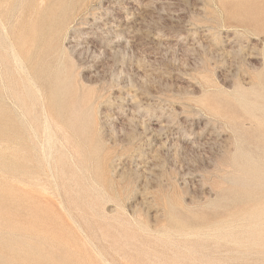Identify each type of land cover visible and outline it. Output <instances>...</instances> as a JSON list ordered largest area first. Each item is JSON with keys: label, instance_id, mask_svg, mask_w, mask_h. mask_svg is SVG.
Wrapping results in <instances>:
<instances>
[{"label": "rangeland", "instance_id": "obj_1", "mask_svg": "<svg viewBox=\"0 0 264 264\" xmlns=\"http://www.w3.org/2000/svg\"><path fill=\"white\" fill-rule=\"evenodd\" d=\"M0 27V264H264V0H0Z\"/></svg>", "mask_w": 264, "mask_h": 264}, {"label": "bare ground", "instance_id": "obj_2", "mask_svg": "<svg viewBox=\"0 0 264 264\" xmlns=\"http://www.w3.org/2000/svg\"><path fill=\"white\" fill-rule=\"evenodd\" d=\"M41 1H43V0H41ZM39 2H40V1H39ZM40 3H41V2H40ZM0 28H1V27H0ZM114 28H115V27H114ZM107 30H108V29H107ZM2 32H3V31H2ZM4 34H5V33H4ZM33 35H34V34H33ZM27 36H28V34H27ZM8 45H9V44H8ZM9 50H10V48H9ZM10 52H11V50H10ZM14 53H15V52H13V55H15ZM11 54H12V52H11ZM11 54H10V55H11ZM13 55H12V56H13ZM16 57H17V56H16ZM16 57H15V58H16ZM15 58L13 57V60H14V61L16 60ZM17 59H18V58H17ZM18 60H19V59H18ZM14 61H13V64H14ZM16 61H17V60H16ZM16 61H15V62H16ZM19 62H20V60H19ZM16 63H18V62H16ZM16 63H15V64H16ZM20 63H21V62H20ZM15 64H14V65H15ZM18 65H19V64H18ZM15 67H16V66H15ZM20 72H23V71H20ZM21 74H23V73H21ZM23 77H24V74H23ZM25 80H26V79H25ZM27 82H28V81H27ZM29 83H31V82H29ZM29 83H28V84H29ZM31 88H33V87H31ZM37 93H38V92H37ZM38 95H39V94H38ZM40 101H41V100H40ZM252 108H254V105H253V104H252V106H251V109H252ZM41 109H42V108H41ZM235 130H236V129H235ZM32 136H33V135H32ZM51 139H53V138L48 139L49 144H50V142H51ZM38 144H39V143H38ZM41 147H42V146H41ZM236 147H237V146H236ZM42 149H43V148H42ZM42 149H41V150H42ZM63 149H64V148H63ZM41 152H43V151H40V153H41ZM49 153H50V152H49ZM42 154H43V153H42ZM49 155H50V154H49ZM42 156H43V155H42ZM49 157H50V156H49ZM49 157H48V158H49ZM44 162H45V161H44ZM47 166H48V165H46V167H47ZM252 166H253V165H252ZM252 169H253L254 172L258 171V172H260L261 174L264 175V170H263V171H259V170L254 169V168H252ZM263 169H264V168H263ZM46 171H47V170H46ZM38 179H39V178H38ZM35 180H37V178H36ZM37 182H38V181H36V183H37ZM20 184H21V183H20ZM40 184H41V183H40ZM21 185H22V184H21ZM41 185H42V184H41ZM41 185H40V186H41ZM19 186H20V185H19ZM23 186H24V185H23ZM23 186H21V189L23 188ZM38 187H39V186H38ZM38 187H37V188H38ZM19 188H20V187H19ZM24 188H25V186H24ZM40 188H41V187H40ZM40 188H39V189H40ZM44 188H45V187H44ZM44 188L42 187L41 189L44 190ZM23 190H26V188L23 189ZM45 191H46V189H45ZM39 192H40V191H39ZM40 193H41V192H40ZM41 194H42V193H41ZM44 194H45V193H44ZM38 195H39V194H38ZM252 214H253V213H252ZM19 232H20V231H19ZM21 232H22V231H21Z\"/></svg>", "mask_w": 264, "mask_h": 264}]
</instances>
